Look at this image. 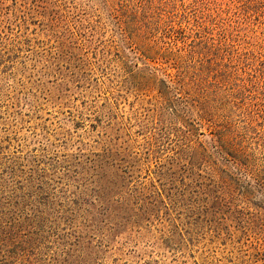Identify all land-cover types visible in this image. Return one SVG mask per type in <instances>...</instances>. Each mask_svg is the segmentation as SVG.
Instances as JSON below:
<instances>
[{
	"label": "rangeland",
	"instance_id": "rangeland-1",
	"mask_svg": "<svg viewBox=\"0 0 264 264\" xmlns=\"http://www.w3.org/2000/svg\"><path fill=\"white\" fill-rule=\"evenodd\" d=\"M0 212V264H264V0H0Z\"/></svg>",
	"mask_w": 264,
	"mask_h": 264
},
{
	"label": "trees",
	"instance_id": "trees-1",
	"mask_svg": "<svg viewBox=\"0 0 264 264\" xmlns=\"http://www.w3.org/2000/svg\"><path fill=\"white\" fill-rule=\"evenodd\" d=\"M158 55V54H157ZM239 56L237 59L239 60ZM176 74L174 77L168 78V81L170 82L169 85L166 84L163 81V84L165 86V95H168L170 91L174 88V91L181 90L185 94V99L176 98L180 103H183L184 110L182 112L188 113V111H195L197 115L200 116V113L203 112V108L201 106V99H203V95L200 93L203 92L202 87L204 86L202 82L200 81H185L184 75L176 70ZM246 80L242 79V87L246 88ZM252 84L251 82H248ZM170 102L166 101L165 104L169 105ZM172 109H174L172 106H170ZM174 112V110H172ZM181 113V112H180ZM206 114H209V110L205 112ZM247 116L251 119L250 111L248 109ZM230 147V145L228 144ZM223 150V147L220 149ZM3 212H0V248L2 247H9V248H15L13 251L15 257L19 256L20 253H18L19 248H23L25 245H28L30 242L29 238L22 239V237L19 236V231L16 224L9 223L4 220Z\"/></svg>",
	"mask_w": 264,
	"mask_h": 264
}]
</instances>
